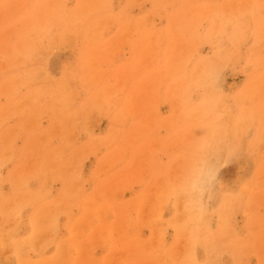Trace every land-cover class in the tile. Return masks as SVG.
<instances>
[{
    "label": "rangeland",
    "instance_id": "374dc122",
    "mask_svg": "<svg viewBox=\"0 0 264 264\" xmlns=\"http://www.w3.org/2000/svg\"><path fill=\"white\" fill-rule=\"evenodd\" d=\"M0 209V264H264V0H0Z\"/></svg>",
    "mask_w": 264,
    "mask_h": 264
},
{
    "label": "bare ground",
    "instance_id": "6f19581e",
    "mask_svg": "<svg viewBox=\"0 0 264 264\" xmlns=\"http://www.w3.org/2000/svg\"><path fill=\"white\" fill-rule=\"evenodd\" d=\"M251 4V3H250ZM251 7V6H250ZM247 95V94H246ZM53 96V95H52ZM242 101V100H241ZM21 133V132H20ZM260 138V137H259ZM17 139V138H16ZM257 158V157H256ZM224 160V159H223ZM212 166V165H211ZM215 166V165H214ZM214 168V167H213ZM257 170V169H256ZM263 171V170H262ZM33 176V175H32ZM253 176H254V174H253ZM27 182H28V180H27ZM205 182V181H204ZM213 182V181H212ZM211 182V183H212ZM258 182V181H257ZM206 186V185H205ZM195 187V186H194ZM204 188V187H203ZM199 191V190H198ZM202 191V190H201ZM191 192V191H190ZM168 193V192H167ZM193 194V193H192ZM185 195V194H184ZM188 195V194H187ZM211 196V195H210ZM59 197V196H58ZM193 198V197H192ZM17 199V198H16ZM50 199V198H49ZM66 199V198H65ZM189 199V198H188ZM62 200V199H61ZM192 200V199H191ZM50 201V200H49ZM38 202V201H37ZM82 202V201H81ZM166 202V201H165ZM46 203V202H45ZM65 203V202H64ZM67 203V202H66ZM187 203V202H186ZM214 205V204H213ZM52 206V205H51ZM166 207V206H165ZM55 208V207H54ZM189 208V207H188ZM243 209V208H242ZM1 210V209H0ZM63 210V209H62ZM68 210V209H67ZM82 210V209H81ZM187 210V209H186ZM222 210V209H221ZM49 211V210H48ZM52 211V210H51ZM64 211V210H63ZM52 213V212H51ZM184 213V212H183ZM207 214V213H206ZM70 215V214H69ZM205 218V217H204ZM48 220V219H47ZM30 221V220H29ZM49 221V220H48ZM19 222V221H18ZM184 222V221H183ZM187 222V221H186ZM201 222V221H200ZM202 222H203V220H202ZM13 223V222H12ZM222 223V222H221ZM190 224V223H189ZM7 225H8V223H7ZM182 225V224H181ZM220 225V224H219ZM43 226H44V224H43ZM50 226V225H49ZM88 226V225H87ZM196 226V225H195ZM203 226V225H202ZM193 227V226H192ZM219 227V226H218ZM215 229V228H214ZM45 231V230H44ZM43 232V231H42ZM49 233V232H48ZM238 234V233H237ZM0 235H2V234H0ZM42 235V234H41ZM57 235V234H56ZM14 236V235H13ZM41 237V236H40ZM53 238V237H52ZM56 238V237H55ZM6 239V238H5ZM18 239V238H17ZM21 239V238H20ZM45 239V238H44ZM262 239V238H261ZM7 240V239H6ZM12 240V239H11ZM46 240V239H45ZM53 241V240H52ZM21 242V241H20ZM19 242V243H20ZM172 242V241H171ZM174 242V241H173ZM183 242V241H182ZM9 243H11V242H9ZM15 243V242H14ZM17 243H18V240H17ZM46 243H48V241L46 242ZM13 244V243H12ZM24 245H26V244H24ZM23 245V246H24ZM37 245V244H36ZM48 245V244H47ZM65 245V244H64ZM63 245V246H64ZM181 245V244H180ZM16 246V245H15ZM21 246V245H20ZM12 247V246H11ZM188 247V246H187ZM231 247V246H230ZM21 248H22V246H21ZM181 248V247H180ZM195 251V250H194ZM12 252V251H11ZM23 253V252H22ZM27 254V253H26ZM24 255V254H23ZM170 256H171V254H170ZM178 256V255H177ZM180 256V255H179ZM196 257V256H195ZM156 258V257H155ZM26 259V258H25ZM158 259V258H157ZM32 260V259H31ZM40 261H42V260H40ZM58 261V260H57ZM156 261V260H155ZM165 261V260H164ZM43 262V261H42ZM23 263V262H22ZM21 263V264H22ZM38 263H40V262H38ZM29 264V263H28ZM208 264V263H207Z\"/></svg>",
    "mask_w": 264,
    "mask_h": 264
}]
</instances>
